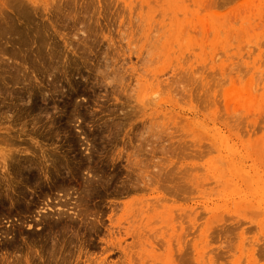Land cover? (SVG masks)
Returning a JSON list of instances; mask_svg holds the SVG:
<instances>
[{"label": "rangeland", "instance_id": "1", "mask_svg": "<svg viewBox=\"0 0 264 264\" xmlns=\"http://www.w3.org/2000/svg\"><path fill=\"white\" fill-rule=\"evenodd\" d=\"M34 1L32 5L37 8L36 12H32L30 27L33 19L39 22L40 26L46 27L44 34L39 31L41 38L46 40L49 34H53V44L75 59V66L79 68H68L74 85H66L60 90L59 85L61 82L65 84V78L60 66L53 67L55 61L48 59V71L41 73L43 69L36 70L40 79H34L27 68L29 60L24 64L19 63L22 62V52L15 57L5 50L7 46L28 53V49L20 44L13 47L6 43L9 36L17 37L18 30L14 32L13 27L23 34L27 33V29L22 24L18 28L13 23L12 0H0V100L5 97L8 100V91L21 86L3 83L4 75L12 81L24 78L27 82L31 79V83L43 79L46 85H50L56 77L61 78L57 82L58 90L51 98L55 104L49 107L64 105L65 102L68 107L72 104L71 108H74L75 102L80 105L76 111H67L70 119L66 124L68 131L56 135L50 146L62 144L67 147V138L72 135L74 149L71 155L85 158L86 165L93 159V169L87 173L89 169L84 167L74 177L66 173L64 179L72 186L66 191H53L41 197L36 205L31 206V210L19 212L8 201L1 205L0 264H49V258L52 264H130L127 260L133 255L119 252L113 244H105L107 239L115 241L107 231L109 214H112V221L120 225L113 227V230L123 228L120 235L124 236V227L131 223L136 228L140 225L138 209L152 203L144 199L145 196L163 193L178 199L183 206L188 204L202 209L211 208L217 202L223 203L221 194L229 192L231 185L215 187L211 169H203L207 159L214 158L212 147L216 141V128L220 127L228 134L219 118L213 119L215 113L220 112L222 117L225 111L221 98L224 88L234 85L239 95L236 107L241 111L253 115L256 112L264 114V102L261 103V99L264 100V0ZM65 3L68 6L63 12L64 20L61 14L56 18V7ZM170 3L176 4L177 11H171L174 6L171 7ZM148 5L155 9L154 19L150 23L146 22ZM64 14L72 18L66 21ZM3 28L6 32H2ZM147 28L150 38H162L158 54L152 52V41L145 36ZM33 34L29 37H33ZM166 42L169 48L164 49L163 43ZM30 61L35 63L31 58ZM103 63L108 66L105 67ZM116 64L120 68L117 76L110 74L108 79H104V69L115 70ZM219 66L223 68L222 74ZM15 69H19V75L15 74ZM174 71L176 73L172 74ZM26 72L27 78L24 76ZM200 74L218 83L221 102L217 104V111H211L208 102L199 94L190 98L188 95L192 91L184 93L179 89L189 82L193 85L194 78L199 79ZM153 90L157 91L163 102L159 106V103L155 105L153 96L157 94L153 95ZM71 92L73 100L69 103ZM139 109L144 113L138 112ZM65 110L67 107L62 114H65ZM50 111L43 120L51 113L57 112L54 114L56 116L60 114L56 109ZM16 112L14 108L10 111L0 108L1 147L6 145L1 139L2 132L8 126L14 130L31 129L39 124L34 118L36 113H33L29 117H21L14 125ZM25 121L26 125H23ZM100 125L110 127V132L101 133L97 129ZM247 129L245 125L234 128L233 131L242 138L229 139L228 146L222 147V155L225 160L233 159L234 163L253 173L256 155L247 154L244 149L247 147ZM250 132L256 133V128ZM40 140L46 142L43 138ZM197 143L201 146L195 145ZM137 145L143 149L137 157L139 165L147 167L154 181L148 187L140 186L127 193L130 183L141 181V176L130 169L134 160L126 159V151H137ZM180 145L187 146L186 152L178 148ZM197 149L209 153L204 156L190 154ZM120 150H123V154L119 158L116 152ZM193 161L204 163L199 172L190 169ZM136 167L133 166L137 170ZM159 168L162 170L156 173ZM92 172L101 178L97 181L98 176L93 177L95 189L85 191L83 178L90 177ZM156 178L159 182H155ZM155 184L157 188L152 190L151 186ZM171 187L175 190H171ZM256 204L242 211V216H229L223 228L217 229L213 223L211 228H216L217 235L222 239L236 243L240 231H243L244 240L255 244L256 264H264V228L260 230L257 227L264 211ZM79 211L82 213V218L79 216L81 219L70 217ZM204 220V216L199 217L195 222L196 227ZM208 221L212 222L209 218ZM93 224L95 228H92ZM190 226L194 227V224L184 225L186 233H189ZM6 229L10 230L8 235L1 233ZM114 236L119 234L115 232ZM53 238L56 249L51 254ZM188 239L187 243H191L192 235ZM216 241L214 243L218 246ZM131 242V236L126 235L121 245L126 246ZM185 242L184 234L177 243V246L183 243L181 250H174V263L196 264L194 250ZM235 245L229 253L227 251L229 256H225L224 252L216 254V249L213 250L212 254L219 255L223 260V263L217 264H230L233 251L238 250ZM219 248L220 252H226V248ZM104 254V263L99 262ZM235 255H239V252ZM137 256L132 264H153L146 256L141 261L137 260Z\"/></svg>", "mask_w": 264, "mask_h": 264}, {"label": "bare ground", "instance_id": "2", "mask_svg": "<svg viewBox=\"0 0 264 264\" xmlns=\"http://www.w3.org/2000/svg\"><path fill=\"white\" fill-rule=\"evenodd\" d=\"M33 3H35L34 0H12L13 23L17 24L18 28L21 24L25 26L27 33L23 34L22 31L13 27L14 32L18 30L17 37L9 36L6 41V43H10L13 47H15L16 44L22 45L28 49V53L25 50L22 51L18 49V51H16V49L7 46H5V50L11 52L15 57L19 52H22V62L19 63L24 64L29 60L27 68L29 72L32 73L31 75L34 79H40L36 70L40 71L43 69L41 73H46L48 71V59L55 61L56 63L53 67L58 68V66H60L62 77L65 78V84L61 82L59 85L60 90L66 87V85L71 87L74 84L68 75V68L76 70L79 66H75V59L69 57L67 53L62 52L57 45L53 44V34H49L46 40L41 38L40 32L44 34L46 32V27L40 26V23L36 22L34 19L32 20L33 25L30 27L32 12H36L35 10L37 8V6L32 5ZM66 6H68L66 3L65 5L59 4V6L56 7L58 11H54V16L57 18L58 14H61L64 20L63 12L66 10ZM170 6H174L171 11H177L175 3H170ZM148 7L149 8L146 10V22L150 23L154 19L155 9L149 5ZM161 11L165 14L163 8ZM64 16L66 21L72 18L70 15L64 14ZM53 21L55 20L53 19ZM35 30L36 32L33 34ZM147 30L145 36L152 41H150L152 43V52L158 54L162 38L159 36H157V38H150L149 30ZM2 32H6L5 28L2 29ZM28 33L29 35L33 34V37H29V35L26 36ZM174 34L176 35V33ZM164 38H166V36ZM47 40H49V42H47ZM46 45L48 49H46ZM163 47L164 49L169 48V43H163ZM163 47L161 44V51ZM62 56L64 59L61 60ZM30 58L33 59L35 63L30 61ZM117 65L118 64L114 66L115 70L106 71L104 69L102 73L103 78L108 79L110 74L117 76L116 74L120 72V68ZM104 66L107 67L108 64L105 63ZM219 67L222 74V72H224L223 68L221 66ZM14 72L19 75V69H15ZM27 73L28 72L24 74L26 78ZM175 73V71L172 72V74ZM13 74L14 73L11 75ZM172 78L174 80L173 75H171V79ZM2 80L5 84L11 82V86L14 84H21V86H18V89L14 88L8 91V100H6V97L0 100V108H7L8 111L14 108V110L17 111L16 117L13 119L14 125L20 121L21 117H29L33 113H36L34 118L37 119L36 123H39L35 124L31 129L19 128L14 130L13 128H9L11 126H8V128H5L4 132H2L1 140L5 142L6 145L3 147L0 146V211L1 205H4L6 201H8L11 207L21 212L24 211V209L31 210V206L36 205L41 197L48 196L52 194L53 191H66L72 185L66 183L64 175L67 173L68 175H73V177L75 175L77 176V173H80L84 167L89 169L87 171L88 173L93 169L91 166L93 159L87 163L89 167L84 162L85 158L79 159L75 155H71L74 149V139L72 135L69 136L70 138H67V147H64L62 144L50 146L56 135L60 134V132L65 133L68 131L66 127V124L70 120L68 112L78 110L77 107L80 105L79 102H75L73 104L74 108H71L72 104L68 107L65 102L64 105L49 107L50 104H55L54 100L51 98L54 96V92L58 90L57 82L61 81V78H54L50 85L47 84L48 86L43 83V79L39 80L37 83H31V79L27 80V82H25L24 78L12 81L4 75ZM174 82L175 81H173V83ZM40 83H43V85H40ZM179 89L184 93L192 91L193 93H189L188 95L190 98L192 96L196 97L199 94L208 102L207 104H209L211 111L218 110L217 104L221 102L222 98L225 111L222 117L220 112L215 113L213 119L216 120L219 118V121L223 123L224 127L227 129L228 134H226L224 130H221L220 127L216 128V141L212 147L214 158L207 159L208 165L205 163L206 167H204L203 171L211 169V176L216 184L215 187H226V184H228L231 185V188L229 192L221 194L223 203L219 202L218 204L217 202L211 208L203 207L202 209H197V207L188 204L183 206L178 202V199L167 197L163 193L145 196L144 199L151 200L152 203H147L145 207H140L138 209V215L141 220L140 225L136 228V226L131 223L124 227V236L120 235V231H123V228L115 229L116 231L113 230V227L120 225L112 221V214L108 215L109 224L107 231L114 237L115 241L107 239L105 244L107 246L108 244H113L116 246L115 249H118L119 252L133 255V258L130 256L127 260L130 264H132L135 255H138L137 260L139 261L146 256L148 260H151L150 263L153 264H175L174 256L176 254L174 250H181L180 247L183 243H180L178 246L177 243L178 239L185 234V243L194 250L196 264L223 263L219 255L214 256L212 254L213 250L216 249V254L220 253L221 255L222 252H224L225 256H229L228 253L232 250L234 244H236L235 246L238 250L235 252L233 251V259H231L230 264H256V258L254 257L255 244L244 240L245 236H243V231H240L236 243L231 240L222 239V236L219 237V235H217L218 232L216 228L212 229L211 227L213 223L216 224L217 229L223 228L224 221H229V216L231 218H234V216H242V211L252 208L255 203H257L256 205H258V207H262L264 211V114L256 112V115H253L250 112H243L239 107H236L239 103V95L234 85L229 88H224V96L221 94L220 98L218 83L205 78L203 74H200L199 79L194 78L193 85L189 82L185 86L179 87ZM195 92L198 93L195 94ZM152 93L156 95L157 91L153 90ZM57 95H59V93ZM158 96L159 94L153 96L155 98L153 99L155 105L159 103V106L163 102ZM72 100L73 93L71 92L69 103H71ZM263 102L264 100L261 99L262 104ZM65 107H67V110H65V114H62ZM52 109L58 110L60 114L56 116L54 114H57V112L51 113L50 117H46V119L43 120V117L47 116ZM138 112L144 113L141 109H139ZM128 114L130 115L131 112H128ZM23 125H26V121ZM239 125H245L248 128L247 131L249 133L247 132L245 134L247 147L244 149L247 154L254 153L256 155L254 161L256 175L254 171L251 173V170H246L244 166L240 167V165L234 163L233 159L225 160V157L222 155V147L228 146L229 139L233 138L234 140H239V138H242L239 133L233 131L234 128ZM251 127L253 128L251 129ZM255 128L256 133L250 132L255 131ZM97 129H99L101 133L106 131L110 132V127H102L100 125ZM255 134L256 136H254ZM40 138L45 139L46 142L44 143V140H40ZM195 145L201 146L200 143ZM178 148L186 152L187 146L180 145ZM126 152V159L134 160L130 164V169L141 176V181L136 184L130 183L127 186L126 192L128 193L133 189L140 188V186L144 188L148 187L149 184L152 185L154 179L149 175L150 173L146 166L142 168L139 165L140 162L137 158L139 154L143 152L142 146L137 145V151L133 149L127 150ZM192 153H196L195 155L198 156H204L205 154L207 155L209 151L204 153L203 149H197V151L191 152L190 154ZM116 154L120 158V154H123V150L116 152ZM228 160L231 162H227ZM134 165L138 166L139 169L137 167V170L134 169ZM190 165L191 170L194 169L195 172H199V168H201L204 163L193 161ZM160 170H162V168H159L156 173H159ZM96 175V173L92 172L90 177L87 176L83 178L85 191L95 189L93 177ZM97 176V181H99L98 179L101 177L99 175ZM201 176L202 174L198 177L201 178ZM155 180V182H159L157 178ZM173 186L176 188L175 183ZM156 188V184L153 187L151 186L152 190ZM175 188L171 187V190H175ZM35 194L36 198L34 197ZM183 198L187 200L186 197ZM192 201H194L193 198ZM125 206L127 205L125 204ZM75 214L74 217L72 215L69 216L73 219H77L79 216L82 218L81 211ZM201 216H204L205 220L202 223H198L196 227L195 222H197L196 220ZM81 218L79 217V219ZM208 218L211 219L212 222L208 221ZM185 222L194 224V227L190 226L189 233L185 231L184 225L187 224ZM95 227L96 225L93 224L92 228ZM257 227L260 230L264 228V215L260 219V224H257ZM50 228L53 229V226L50 225ZM115 232H117L119 236H114ZM1 233L8 235L10 230H2ZM126 235H130L133 242L127 243L128 245L126 246H122L121 240ZM190 235H192V242L187 243V241L190 240L188 239ZM215 239L217 240L216 242L219 243L218 246L214 243ZM52 240L53 243L50 247L51 254L56 249L55 239L53 238ZM84 247H87V245ZM219 247L226 248V252H220ZM238 252L239 255H235ZM105 258L106 254H104V257H102L99 262L104 263ZM49 264H52L50 258ZM55 264H57V262H55Z\"/></svg>", "mask_w": 264, "mask_h": 264}]
</instances>
